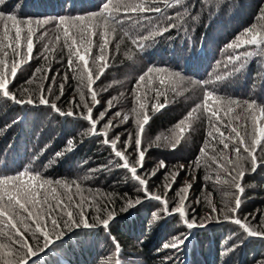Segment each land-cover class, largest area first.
Wrapping results in <instances>:
<instances>
[{
  "label": "trees",
  "instance_id": "obj_1",
  "mask_svg": "<svg viewBox=\"0 0 264 264\" xmlns=\"http://www.w3.org/2000/svg\"><path fill=\"white\" fill-rule=\"evenodd\" d=\"M105 2L107 0H0V12L15 14L21 20L31 19L34 30L36 21L49 22L34 37L30 61L27 60L25 44L22 53L25 62L10 83V91L18 98H27L31 92L37 106L16 105L0 96V175H14L30 169L48 179L75 180L81 184L86 200L93 201L91 208L85 204L90 224L96 223L98 214L106 218L107 212L112 211L115 215L107 229L98 224L90 228H84L82 224L78 228H64L59 240L55 234L50 237L54 244L43 252L39 251L43 246L42 237L37 246L36 240L28 233L37 250V256L30 258L31 264H117V261L119 264H264V237H249L239 226L224 220L223 214L218 216L211 211L212 206L223 209L225 200L231 199L225 196V192L235 191L234 187L229 188L223 182L216 183L215 177L219 174L223 181L224 173L205 157H201L198 170L192 164L206 140L209 141L210 155L213 147L217 150L216 155L223 148L217 142L218 138L212 141L207 136L213 129L203 109L192 111L201 103L205 90H212L221 97L255 101L258 106H264V52L248 49L257 54L242 57L243 68L234 71L240 67V62H230L228 57H234L237 50L227 47L251 25H264V20L260 19L264 0H213L211 10L196 0H187L190 8L195 3L190 14L182 6H176L164 9L163 15L148 14L152 17L151 22L141 19L139 24L136 22L138 17L133 15L131 20L125 19L123 30L117 26L115 32L108 36L110 44L104 52L108 67L93 86L100 101L95 106V115L98 117L105 111L109 101L113 107L99 127L103 128L109 121L119 125L110 130V136H120L121 150H125V142L130 143L126 154L134 163L137 127L132 110L137 106L136 96L141 97L152 118L143 135V146L149 150L140 174L150 178L152 193L163 196L164 185L168 182L166 174L184 165L174 190L168 193L167 198L170 206H174L177 190L192 182L187 216L189 220L195 218L198 224H205L192 230L186 227L178 214L166 215L158 201L146 199L144 193L138 191L139 185L132 180L131 174L119 166L122 162L110 147L103 144L102 137L90 134L88 122L79 118L81 109L71 103L75 100L80 104L78 71L75 64L73 70H69L68 48L62 34L59 41L56 39V21L65 16H88L97 12ZM160 7L164 8L163 3ZM176 13L183 17L171 21L177 24L176 28L156 36L154 40L140 41L141 36L168 23L165 15L175 16ZM119 15L124 17L123 11ZM133 39L146 44L142 51ZM93 41L92 52L99 54L101 38L93 37ZM8 52L11 62L13 53L11 49ZM149 67L165 69L176 75L161 88L157 77L164 78V74L152 73L153 80L146 86L150 90L146 91L142 86L136 92L137 80ZM37 68L43 71L37 73L36 81L27 83ZM44 75L49 79H40ZM52 77H55L54 85ZM62 83L65 84L64 95L56 100ZM41 84L45 87V95L63 112L74 111L76 116L60 115L48 106L39 105ZM49 85L53 86L51 94L46 91ZM156 89L164 93L159 102L166 101L167 107L153 113L151 105L157 103ZM88 103L91 104L90 97ZM116 112L128 115V122L121 123L122 118L116 117ZM189 112H192L191 117ZM182 120L185 121L183 138L173 150L172 144L180 135L177 125ZM244 122L241 117L242 131ZM224 130L227 134L228 129ZM69 140L74 142L72 151L67 150ZM58 152L64 155L57 158ZM257 154L264 158V151L258 150ZM224 155L229 153L225 151ZM160 161L165 162L167 169L157 171ZM154 171L156 175L151 176ZM205 176L212 179L206 181ZM192 177L196 179L193 181ZM242 186L245 192L238 215L241 219L247 217L253 227H260L264 221V166L247 175ZM72 191L75 193V185ZM137 198L142 201L140 204L134 203ZM96 200L104 209L100 213L96 210ZM128 201H132L133 206L128 207ZM261 230L264 231V227ZM174 239L183 240V243L177 248L164 247Z\"/></svg>",
  "mask_w": 264,
  "mask_h": 264
},
{
  "label": "snow or ice",
  "instance_id": "obj_2",
  "mask_svg": "<svg viewBox=\"0 0 264 264\" xmlns=\"http://www.w3.org/2000/svg\"><path fill=\"white\" fill-rule=\"evenodd\" d=\"M161 3H163L164 8L160 7ZM196 3H203L211 10L213 0H196ZM176 6H182L184 11L190 14L195 8V3L190 8L187 0H107L97 12L88 16L60 17L56 21L58 30L56 39L59 41L62 34L64 45L68 48L67 64L69 70H73V65L75 64L78 71L80 104H76L75 100L71 101V103L81 109L79 118L88 122L90 134L103 138V144L110 147L114 156L118 158V161L122 162L119 166L131 174L132 180L139 185L138 191L143 192L146 199L158 201L162 205L163 213L166 215L178 214L186 227L192 230L195 227L202 228L205 226L203 222L198 224L195 218L189 220L187 216L192 182L186 183L177 190V200L174 206H170L167 198L168 193L174 190V185L180 172L184 170V165H180L179 170L166 174L165 179L168 182L164 185L165 194L163 196L152 193L149 188L150 178L140 174L144 168L146 153L149 150L143 146L144 131L152 118L147 111L148 105L141 102L139 95L136 96L137 106L132 110L135 114L137 127L134 139L136 149L134 163L130 161L129 155L126 154L127 148L131 146L130 143L125 142V150H121L119 147L120 136L115 138L110 136V130L119 125L115 121H109L103 128L99 127L104 121L106 114L111 111L112 102L109 101V107L105 111L100 112L98 117L94 111L95 106L100 101L98 93L93 86L108 67L104 52L110 44L109 33L115 32L117 26H121L123 30L122 26L125 19L131 20L133 15L138 17L136 21L138 24L141 19L151 22L152 17L148 14L163 15L164 9L175 8ZM121 11H123L124 17L119 15ZM178 17L183 19L181 13H176L175 16L165 15L164 19L168 23L160 29H154L147 35L141 36L139 38L140 41L154 40L156 36L163 35L165 32L176 28L177 24L171 21ZM260 19L264 20V8L260 10ZM0 22H3L0 53L4 57L0 59V96L16 105L37 106L36 99L31 92H29L27 98H18L15 93L10 91V83L15 80L18 71L25 62L22 54L25 44L27 60L30 61L34 49V37L39 32V29L49 22L47 20L36 21V29L34 30L31 19L21 20L15 14L3 12H0ZM9 22H11V27H9ZM98 29H102V31H97ZM125 35H129V33L125 32ZM96 36H99L102 41L99 54L92 52L93 37ZM133 43L138 44L141 51L146 46L145 43H138L136 39H133ZM227 47L237 50V54L234 57H228V59L230 62H240V67L234 68V71H240L244 66L241 58L257 54L248 49L254 48L264 52V25L259 27L256 24L251 25L235 38L234 43H230ZM8 49H11L13 53L11 62L8 59ZM240 49L245 50L240 52ZM42 71L41 68H37L27 83L31 84L36 81L37 73ZM152 73L164 74V78L157 77L161 88L168 85L169 81L176 75L167 72L165 69L149 67L137 80L136 92L142 86L146 88V91L150 90L146 86L151 84L153 80ZM40 79L47 80L49 77L44 75ZM51 79L54 85L55 77ZM217 79H220V77H217ZM66 80L67 75H65ZM39 87V105L48 106L60 115L76 116L74 111L63 112L55 101H51L45 95L44 85L41 84ZM152 87L154 88L155 85L153 84ZM64 88L65 84H60V95L56 97V100H59L64 95ZM84 89H86V92ZM46 91L51 94L53 86L49 85ZM162 95L164 93L160 89H156L157 103L151 105L153 113L167 107L166 101L163 103L159 102V98ZM88 97H90L91 104L88 103ZM200 109H203V112L208 117L211 129H213L207 133V136L212 141H217L218 138L217 142L223 148L219 150L220 154L216 155L217 150L213 147L210 155L208 150L209 141L206 140L192 164L198 170L201 167V157H205L206 161L210 159L216 165V168L224 173L223 181L219 174L215 177L216 183L223 182L229 188L234 187L235 189L234 192H225V196L231 197V199L225 200L223 209H217L212 206L211 211L218 216L223 214L224 220L239 226L242 232L249 237H264V231L261 230V227H264V221L261 222L260 227H253L247 217L241 219L238 215L245 192V188L242 186L244 178L250 173L254 174L259 167L264 166V158H260L257 154L258 150L264 151V106H258L255 101H240L236 98L221 97L212 90H205L201 103L197 104L192 111L195 112ZM115 115L118 118H122L121 123L126 124L129 120V116L121 112H116ZM188 116L191 117L192 112H189ZM226 117L228 118L227 120L225 119ZM241 117L245 121L243 131L239 124ZM184 124L185 121L182 120L177 125L180 135L176 142L172 144L173 150L183 138ZM225 128L228 129L227 134L224 130ZM129 139H132L131 134H129ZM73 143L72 140L68 141V151L73 150ZM225 151L229 155L225 156ZM62 155H64L63 152L56 153L57 158ZM161 169H167L164 161L159 162L157 171ZM155 175L156 171L151 173V176ZM195 179V177H192L193 181ZM204 179L207 181L212 179V177L205 176ZM73 185H75V193L72 191ZM141 202L137 198L134 203L140 204ZM209 203L211 204V201ZM85 204L91 208L93 201L86 200L82 194L81 184L75 180L48 179L39 172H33L30 169H25L14 175H0V264H31L30 258L37 256V250L30 242L28 233H31L33 239L36 240L37 246H39L40 238L42 237L43 246L39 247V251L43 252L49 245L54 244L50 237L55 234L57 240H59L60 236L63 235L64 228H78L81 224L84 228L95 227L97 224L105 229L110 227L115 218L114 212L108 211L106 218L98 214L96 223L90 224L87 219ZM96 205L97 213L104 210L99 206V200H96ZM131 206H133V202L128 201V207ZM182 243L183 240L174 239L171 244H165L164 247L177 248ZM116 251L119 253L118 243H116ZM117 264H119V261H117Z\"/></svg>",
  "mask_w": 264,
  "mask_h": 264
}]
</instances>
